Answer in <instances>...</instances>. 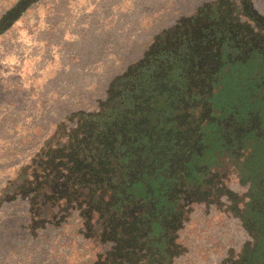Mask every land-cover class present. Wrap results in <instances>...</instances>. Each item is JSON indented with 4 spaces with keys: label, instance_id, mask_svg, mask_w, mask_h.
<instances>
[{
    "label": "flooded vegetation",
    "instance_id": "af4514ba",
    "mask_svg": "<svg viewBox=\"0 0 264 264\" xmlns=\"http://www.w3.org/2000/svg\"><path fill=\"white\" fill-rule=\"evenodd\" d=\"M187 10L41 144L0 264H264V0Z\"/></svg>",
    "mask_w": 264,
    "mask_h": 264
},
{
    "label": "rangeland",
    "instance_id": "374dc122",
    "mask_svg": "<svg viewBox=\"0 0 264 264\" xmlns=\"http://www.w3.org/2000/svg\"><path fill=\"white\" fill-rule=\"evenodd\" d=\"M20 0H0V20ZM203 0H40L0 35V186Z\"/></svg>",
    "mask_w": 264,
    "mask_h": 264
},
{
    "label": "trees",
    "instance_id": "16d2710c",
    "mask_svg": "<svg viewBox=\"0 0 264 264\" xmlns=\"http://www.w3.org/2000/svg\"><path fill=\"white\" fill-rule=\"evenodd\" d=\"M32 162L30 161L27 164H22L12 178L6 181L2 186H0V210L6 209L7 205L14 204L15 198H18V192L25 182L33 181L32 173L34 169H31ZM10 200L11 203H7V200ZM1 213V212H0ZM2 220L0 217V225ZM1 236V233H0Z\"/></svg>",
    "mask_w": 264,
    "mask_h": 264
},
{
    "label": "water",
    "instance_id": "95a60500",
    "mask_svg": "<svg viewBox=\"0 0 264 264\" xmlns=\"http://www.w3.org/2000/svg\"><path fill=\"white\" fill-rule=\"evenodd\" d=\"M40 0H20L0 20V35L9 30L14 23L34 4Z\"/></svg>",
    "mask_w": 264,
    "mask_h": 264
}]
</instances>
